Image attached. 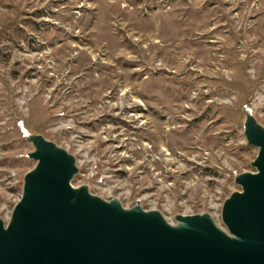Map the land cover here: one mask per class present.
Masks as SVG:
<instances>
[{
	"label": "rangeland",
	"instance_id": "rangeland-1",
	"mask_svg": "<svg viewBox=\"0 0 264 264\" xmlns=\"http://www.w3.org/2000/svg\"><path fill=\"white\" fill-rule=\"evenodd\" d=\"M264 0H0V219L36 167L25 133L72 154L75 187L125 208L220 212L256 172Z\"/></svg>",
	"mask_w": 264,
	"mask_h": 264
},
{
	"label": "water",
	"instance_id": "water-1",
	"mask_svg": "<svg viewBox=\"0 0 264 264\" xmlns=\"http://www.w3.org/2000/svg\"><path fill=\"white\" fill-rule=\"evenodd\" d=\"M244 128L259 150L256 172L237 177L241 191L224 202L222 225L209 213L171 223L139 203L125 208L75 187L76 158L25 133L36 167L10 221L0 219V264H264V127L249 113Z\"/></svg>",
	"mask_w": 264,
	"mask_h": 264
},
{
	"label": "bare ground",
	"instance_id": "bare-ground-1",
	"mask_svg": "<svg viewBox=\"0 0 264 264\" xmlns=\"http://www.w3.org/2000/svg\"><path fill=\"white\" fill-rule=\"evenodd\" d=\"M110 199H113V198H110ZM109 199V200H110ZM116 199H118L119 201H120V199L119 198H116ZM21 200V199H20ZM122 203V202H121ZM140 204V203H139ZM141 205V204H140ZM132 208V207H131ZM223 208V207H222ZM221 211H222V209H221ZM209 213V212H208ZM211 214V213H210ZM12 215V214H11ZM220 215H221V212H220ZM10 218H11V216H10ZM221 219V218H220ZM5 221V220H4ZM10 221V220H9ZM6 222V221H5ZM218 222V221H217ZM6 223H8V222H6ZM219 223V222H218Z\"/></svg>",
	"mask_w": 264,
	"mask_h": 264
},
{
	"label": "built area",
	"instance_id": "built-area-1",
	"mask_svg": "<svg viewBox=\"0 0 264 264\" xmlns=\"http://www.w3.org/2000/svg\"><path fill=\"white\" fill-rule=\"evenodd\" d=\"M219 219H220V217H219ZM220 222V221H219Z\"/></svg>",
	"mask_w": 264,
	"mask_h": 264
}]
</instances>
